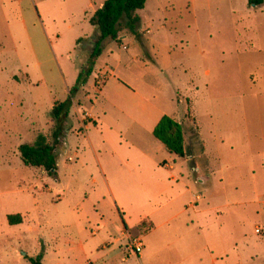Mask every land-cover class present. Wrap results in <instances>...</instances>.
<instances>
[{
  "label": "rangeland",
  "instance_id": "obj_1",
  "mask_svg": "<svg viewBox=\"0 0 264 264\" xmlns=\"http://www.w3.org/2000/svg\"><path fill=\"white\" fill-rule=\"evenodd\" d=\"M91 11L0 0V264H264V1L146 0L98 55ZM70 89L54 179L18 147Z\"/></svg>",
  "mask_w": 264,
  "mask_h": 264
},
{
  "label": "trees",
  "instance_id": "obj_2",
  "mask_svg": "<svg viewBox=\"0 0 264 264\" xmlns=\"http://www.w3.org/2000/svg\"><path fill=\"white\" fill-rule=\"evenodd\" d=\"M264 0H248L249 4L262 5ZM146 0H105L100 8H97L89 18V23L98 32V40L95 45V55L100 54L99 41L110 38L120 42L119 33L126 29L139 36L137 25L140 22L139 11L145 7ZM93 53V54H94ZM92 54V55H93ZM86 82V75L78 80V87ZM75 89L69 90V96L63 101H56L51 109V119L54 123L51 138L47 140L44 135H38L32 143H22L18 147L20 158L26 166L42 168L47 175L57 178L56 150L63 146L62 138L65 134V123L68 119ZM153 135L171 153L184 158L185 135L182 125L174 118L163 115L156 123L152 131ZM9 223H20L22 217L19 214L9 215ZM42 254L28 257L31 264H43Z\"/></svg>",
  "mask_w": 264,
  "mask_h": 264
},
{
  "label": "crops",
  "instance_id": "obj_3",
  "mask_svg": "<svg viewBox=\"0 0 264 264\" xmlns=\"http://www.w3.org/2000/svg\"><path fill=\"white\" fill-rule=\"evenodd\" d=\"M88 7H92V14L97 8H100L105 0H85ZM53 107V105H52ZM188 188V187H187ZM197 199H201V195L197 196ZM195 205L197 203H194ZM192 206V204H190Z\"/></svg>",
  "mask_w": 264,
  "mask_h": 264
},
{
  "label": "built area",
  "instance_id": "obj_4",
  "mask_svg": "<svg viewBox=\"0 0 264 264\" xmlns=\"http://www.w3.org/2000/svg\"><path fill=\"white\" fill-rule=\"evenodd\" d=\"M142 248H143V244L142 243H138L136 244L134 247H133V250L135 251V253L137 255H139L142 251Z\"/></svg>",
  "mask_w": 264,
  "mask_h": 264
}]
</instances>
